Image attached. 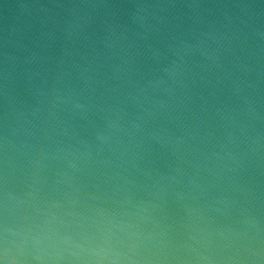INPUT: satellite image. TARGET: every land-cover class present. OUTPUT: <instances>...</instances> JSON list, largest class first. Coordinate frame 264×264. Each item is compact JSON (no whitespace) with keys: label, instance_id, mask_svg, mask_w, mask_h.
I'll return each mask as SVG.
<instances>
[{"label":"water","instance_id":"obj_1","mask_svg":"<svg viewBox=\"0 0 264 264\" xmlns=\"http://www.w3.org/2000/svg\"><path fill=\"white\" fill-rule=\"evenodd\" d=\"M0 264H264V0H0Z\"/></svg>","mask_w":264,"mask_h":264}]
</instances>
